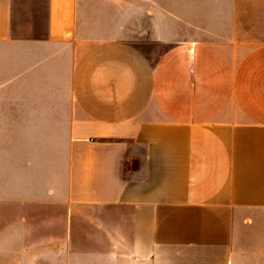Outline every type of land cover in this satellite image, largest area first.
<instances>
[{
    "label": "crops",
    "instance_id": "1",
    "mask_svg": "<svg viewBox=\"0 0 264 264\" xmlns=\"http://www.w3.org/2000/svg\"><path fill=\"white\" fill-rule=\"evenodd\" d=\"M44 12L18 36L16 0H0V91L58 137L56 192L11 226L40 256L0 245V264H246L251 245L264 264V0ZM133 37L170 47L154 62Z\"/></svg>",
    "mask_w": 264,
    "mask_h": 264
},
{
    "label": "rangeland",
    "instance_id": "2",
    "mask_svg": "<svg viewBox=\"0 0 264 264\" xmlns=\"http://www.w3.org/2000/svg\"><path fill=\"white\" fill-rule=\"evenodd\" d=\"M46 0H16V22L18 36H34L44 28ZM43 14H42V12ZM135 39V37H133ZM139 48L152 61H156L170 44L138 41ZM0 91V245L2 256L23 258L25 253L40 256V250L22 247L27 234L12 230L11 226L23 224L25 214L39 213L43 193L56 192V184L48 185L49 176L56 177L55 161L46 164L49 151L55 150L56 135H46L43 122L32 120L42 111L40 105L9 103L14 93L2 82ZM48 171L51 173L48 174ZM264 227V223L260 224ZM264 241V240H263ZM10 246V247H9ZM9 248V249H8ZM253 245L244 249L243 257L248 264V256L255 249Z\"/></svg>",
    "mask_w": 264,
    "mask_h": 264
}]
</instances>
